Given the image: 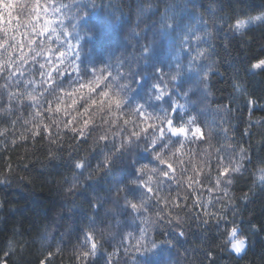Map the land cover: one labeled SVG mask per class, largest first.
I'll list each match as a JSON object with an SVG mask.
<instances>
[{
  "label": "snow or ice",
  "instance_id": "1",
  "mask_svg": "<svg viewBox=\"0 0 264 264\" xmlns=\"http://www.w3.org/2000/svg\"><path fill=\"white\" fill-rule=\"evenodd\" d=\"M107 7L114 8L112 4ZM97 8L96 0H0V122L5 125L0 127V138L12 135L15 144L16 126L23 121L27 136L20 134L21 140L47 138L50 144L59 145L70 135L76 142L70 145L76 154L70 153L63 161L70 173V178L64 177L63 191L66 197L87 193L84 203L91 212L74 249L77 264H90L96 257L100 246L96 225L106 220L109 227L115 221L117 229H127L121 239V246L128 245L125 252L131 247L145 257L133 264H151L147 257L161 244L174 246L171 239L158 243L151 233L173 226L180 229L178 236H184V221L172 209L188 208L190 199L191 208H205L200 193L206 182L209 193L227 196V186L233 183V175L242 171L247 151L231 143L214 146L211 129L205 135L199 123L205 110L194 112L192 96L197 90L203 92L211 73V66L203 63L210 49L199 46L206 43L204 35L187 22V3L138 2L135 27L125 36L131 51L114 59L84 51L82 41L99 40L104 31L92 20ZM209 10H214V5H209ZM118 11L110 14L120 22L123 13L117 15ZM219 19L227 23L229 31L243 35L253 25L264 26V6L255 14L241 9L234 10L226 21ZM196 20L210 36L207 21L202 17ZM165 42L167 52L162 54ZM247 71L264 72V57L250 60ZM234 87L246 92L239 83ZM203 99H207L206 93ZM248 103L254 106L256 101L249 98ZM25 109L29 110L27 118ZM97 114L101 115L99 123ZM97 131L93 167L91 154L80 156L77 149ZM222 131L227 139L228 130ZM194 141L208 147L195 153V161L191 157L186 161L182 153L186 144ZM213 148L214 161L209 151ZM63 150L49 149L47 158L62 160L59 153ZM257 171L264 189V166ZM100 185L104 195H100ZM243 198L247 200V194ZM109 202L112 211L106 209ZM203 215L205 224L211 219L217 226L225 221L226 242L235 253L245 252L246 229L242 225L207 210ZM249 228L264 231V225L250 224ZM0 264L7 260L0 259ZM107 264H111L110 258Z\"/></svg>",
  "mask_w": 264,
  "mask_h": 264
},
{
  "label": "trees",
  "instance_id": "2",
  "mask_svg": "<svg viewBox=\"0 0 264 264\" xmlns=\"http://www.w3.org/2000/svg\"><path fill=\"white\" fill-rule=\"evenodd\" d=\"M138 2L144 3L145 0H96L98 8L92 20L99 23L104 31L99 40L82 41L85 53L102 54L105 59L111 55L114 59L125 54L126 50L130 52L131 47L125 36L135 27ZM156 2L153 0V3ZM174 2L187 3L190 11L185 13L186 20L200 28V34L204 35L206 41L199 46L210 49V55L203 63L211 66V73L203 92L197 90L196 95L192 96L194 112L205 110V114L199 117V123L205 135L211 129L214 146L229 143L239 145L247 151L248 158L243 162L242 171L233 175V183L227 186V196L222 192L209 193L207 188L210 184L206 182L200 193L205 208H191L190 199L188 208L172 209L173 214H178L184 221L182 229L185 235L178 236L180 229L173 226L156 228L151 233L152 238L158 243L171 239L174 246L161 244L147 259L151 264H264V231L249 228L250 224L257 227L264 225V189L257 180V170L264 166V72L251 74L247 71L250 60L264 57V26H251L240 35L229 31L227 23L219 19L223 17L226 21L234 10L241 9L255 14L264 6V0ZM108 4L114 8L109 9ZM209 5H214V10L210 11ZM116 9H119L117 15L123 13L120 22L110 14L111 10ZM196 17L207 21L210 36L205 35ZM214 19L216 24L213 23ZM160 52L166 54L167 42L161 46ZM236 83L246 92L237 90L234 87ZM64 86L68 87L67 82ZM205 93L206 100L203 99ZM249 98L256 101L254 106L248 103ZM28 111L24 110L25 118ZM95 120L99 123L101 115L97 114ZM22 123L16 126L15 144L12 143V135L0 138V259H6L7 264H40L42 260L45 264H77L74 249L79 246L78 237L81 229L87 227L86 217L91 212L84 203L88 198L87 193L66 197L63 191L66 187L64 177L70 178L63 161L68 159L70 153L76 154L70 147L76 142L72 141L70 135L59 145L50 144L47 138L21 140L20 134L27 136ZM4 126L0 122V127ZM222 129L228 130L227 139ZM99 134V131L92 133L88 143L80 144L77 149L80 156L91 154L93 167L97 162L95 152L98 151L93 140ZM189 139L192 140V137ZM207 147L206 143L199 141L188 143L182 153L183 159L187 161L191 157L195 161L198 159L195 153ZM57 148L64 149L59 153L63 159L50 161L47 158L49 149ZM209 151L214 161V148ZM207 171L205 169V174ZM215 175L213 170V180ZM98 187L101 188L100 195H104L103 185ZM245 194L247 200L243 198ZM106 209L112 211L113 205L109 202ZM205 210L226 216L227 221L235 220L236 224L246 229L244 238L248 247L242 256L231 252L230 243L226 242L225 221H220L219 226L215 219L207 224L202 222L207 219L203 215ZM111 224L109 227V220L97 223L95 235L100 246L90 264H107L109 258L111 264H133L134 260H144L145 257L131 247L124 251L128 245L121 246V239L123 231L127 229H117L115 221H111ZM6 251H9L7 257L4 256Z\"/></svg>",
  "mask_w": 264,
  "mask_h": 264
},
{
  "label": "rangeland",
  "instance_id": "3",
  "mask_svg": "<svg viewBox=\"0 0 264 264\" xmlns=\"http://www.w3.org/2000/svg\"><path fill=\"white\" fill-rule=\"evenodd\" d=\"M245 241H246V245H245V252H246L247 247H248V243H247V240L246 239H245ZM230 250H231V252H233L237 256H242L245 253V252L244 253H241V254L235 253V251L231 249V245H230Z\"/></svg>",
  "mask_w": 264,
  "mask_h": 264
},
{
  "label": "bare ground",
  "instance_id": "4",
  "mask_svg": "<svg viewBox=\"0 0 264 264\" xmlns=\"http://www.w3.org/2000/svg\"><path fill=\"white\" fill-rule=\"evenodd\" d=\"M254 26V25H253Z\"/></svg>",
  "mask_w": 264,
  "mask_h": 264
}]
</instances>
